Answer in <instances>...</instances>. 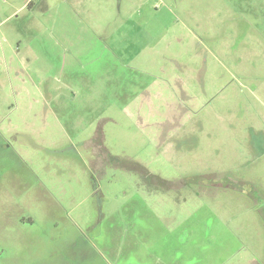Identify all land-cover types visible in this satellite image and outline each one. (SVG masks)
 <instances>
[{"label": "rangeland", "instance_id": "374dc122", "mask_svg": "<svg viewBox=\"0 0 264 264\" xmlns=\"http://www.w3.org/2000/svg\"><path fill=\"white\" fill-rule=\"evenodd\" d=\"M0 264H264V0H0Z\"/></svg>", "mask_w": 264, "mask_h": 264}]
</instances>
